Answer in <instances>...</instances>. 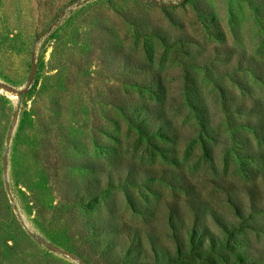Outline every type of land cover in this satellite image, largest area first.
Instances as JSON below:
<instances>
[{
    "label": "rangeland",
    "instance_id": "obj_1",
    "mask_svg": "<svg viewBox=\"0 0 264 264\" xmlns=\"http://www.w3.org/2000/svg\"><path fill=\"white\" fill-rule=\"evenodd\" d=\"M0 264H264V0H0Z\"/></svg>",
    "mask_w": 264,
    "mask_h": 264
},
{
    "label": "trees",
    "instance_id": "obj_2",
    "mask_svg": "<svg viewBox=\"0 0 264 264\" xmlns=\"http://www.w3.org/2000/svg\"><path fill=\"white\" fill-rule=\"evenodd\" d=\"M180 246V245H179Z\"/></svg>",
    "mask_w": 264,
    "mask_h": 264
}]
</instances>
